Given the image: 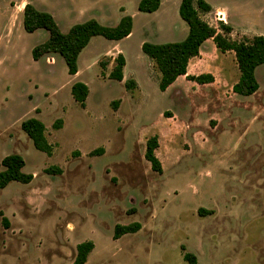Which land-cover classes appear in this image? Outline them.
Instances as JSON below:
<instances>
[{"label":"rangeland","instance_id":"1","mask_svg":"<svg viewBox=\"0 0 264 264\" xmlns=\"http://www.w3.org/2000/svg\"><path fill=\"white\" fill-rule=\"evenodd\" d=\"M140 1L0 0V164L17 154L33 175L0 190V264H74L88 241L86 264H189L185 253L197 264H264V65L259 90L239 96L235 54L209 40L187 76L214 82L184 76L162 92L142 45L181 42L189 28L182 0H161L155 13L139 12ZM205 1L212 11L202 19L231 26L233 40L264 37V0ZM27 4L50 9L64 33L92 18L116 27L124 16L133 31L121 41L94 37L75 77L59 54L33 59L49 33L24 30ZM119 55L126 82L135 77L140 88L110 78ZM77 82L89 88L85 108L71 93ZM29 118L45 124L51 156L23 132ZM153 137L162 173L145 157ZM135 223L137 233L115 240L117 225Z\"/></svg>","mask_w":264,"mask_h":264},{"label":"trees","instance_id":"2","mask_svg":"<svg viewBox=\"0 0 264 264\" xmlns=\"http://www.w3.org/2000/svg\"><path fill=\"white\" fill-rule=\"evenodd\" d=\"M160 7L161 0H141L138 4V11L155 13ZM211 11L212 7L205 0H182L179 6V15L189 28L187 37L176 43L152 44L146 42L142 45L143 53L157 65L161 73L159 88L162 92H166L178 78L183 76L199 84L214 82V77L209 74H202L197 77L187 76L189 63L193 58L200 55L203 44L208 40H213L221 52H233L235 54L240 71L239 81L233 86L235 94L248 97L259 90L256 70L264 65V37H244L242 40H233L230 37L231 26L221 23L217 28L202 19L201 13L207 14ZM133 26V18L130 16H124L116 27L104 26L96 19H90L74 25L67 33H64L49 12L40 11L33 5L27 4L23 13V27L27 33H34L40 29H45L49 33L48 39L33 49V59L39 61L45 55L59 54L67 65L69 75L72 76L79 71L78 59L80 54L94 37L121 41L132 34ZM125 66L124 57L119 55L110 78L119 82L123 81ZM135 85L134 81L125 83L127 89H131ZM71 93L74 100L82 108H85L89 96L88 86L77 82L72 85ZM21 128L38 151L49 156L52 155L53 146L46 137V126L41 120L29 118L22 122ZM54 128L61 129V121L57 122ZM158 148V138L149 139L145 157L151 164L153 171L162 173V164L156 156ZM102 152L103 149L99 148L93 153L98 156ZM25 165V160L20 155L13 154L5 157L0 164V190L5 189L12 182L31 183L33 175L23 172ZM199 212L201 215L203 213L209 214L203 209ZM140 229L141 225L138 223L129 226L117 225L114 238L116 240L127 234H135ZM93 249L94 243L92 241L79 244L74 264H86ZM184 250L185 248L182 247V251ZM183 258L189 264H197L196 257L191 253H185Z\"/></svg>","mask_w":264,"mask_h":264},{"label":"crops","instance_id":"3","mask_svg":"<svg viewBox=\"0 0 264 264\" xmlns=\"http://www.w3.org/2000/svg\"><path fill=\"white\" fill-rule=\"evenodd\" d=\"M97 2H99V1H101L102 2V0H96ZM213 10H214V8H213ZM46 12H49V13H51L52 15H53V17L55 18V15H54V13L50 10V9H46ZM92 19H94V18H92ZM209 41V40H208ZM208 41H206L204 44H203V46H202V48H201V52H200V55H202V53H203V49L205 48V45H206V43H208ZM199 57V56H198ZM198 57H195V58H193L192 60H191V62L193 61V60H196V59H198ZM190 62V63H191ZM190 63H189V67H190ZM153 65V64H152ZM127 66H128V61H127V59H126V66H125V68H124V79H123V83H125L126 82V74H125V71H126V68H127ZM153 67H155V66H153ZM188 67V68H189ZM159 70H157V68H155V78L157 79V80H159L160 81V79H161V73L159 74V72H158ZM79 73H80V69H79V72L76 74V75H74L75 77H77L78 75H79ZM181 78V77H180ZM183 78H184V76H183ZM179 79V78H178ZM177 79V80H178ZM133 80L136 82V84L138 85V87L140 88V86H141V84L138 82V80L134 77L133 78ZM175 84V83H174ZM173 84V85H174ZM172 85V86H173ZM169 89H170V87H169ZM168 89V90H169ZM167 90V91H168ZM166 91V92H167Z\"/></svg>","mask_w":264,"mask_h":264}]
</instances>
